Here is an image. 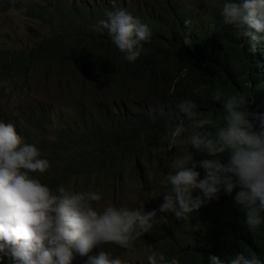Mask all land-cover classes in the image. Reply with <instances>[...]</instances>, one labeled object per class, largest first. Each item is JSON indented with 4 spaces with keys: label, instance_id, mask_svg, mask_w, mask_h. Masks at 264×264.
<instances>
[{
    "label": "clouds",
    "instance_id": "1",
    "mask_svg": "<svg viewBox=\"0 0 264 264\" xmlns=\"http://www.w3.org/2000/svg\"><path fill=\"white\" fill-rule=\"evenodd\" d=\"M38 1L28 6L27 16L31 8L45 7L48 3L90 4L97 10L104 5L114 7L106 9L105 18L94 27L106 31L111 43L129 63L137 61L144 44L152 37L149 26L129 11L152 8L160 15L161 8L172 10L164 6V0H134L131 6L124 3L119 7L95 0L89 3L87 0ZM179 1L189 5L191 18L197 17V22L203 23L205 18L201 14L206 0ZM219 15L224 25L235 29L241 41L254 42L260 48V42H264V0H223ZM39 74L42 73L19 80L4 77L0 68L2 78L16 83L38 77L41 84L52 78L60 95L70 99V90L64 88L57 75ZM25 91L31 94L30 89ZM248 97L249 92L225 98L221 102L223 122L219 126L210 119L200 118L196 104L188 99L175 112L166 115L162 139L169 144V149L167 154L160 151L158 154L164 161L172 155L178 156L166 162L169 171L161 181L166 191L157 193L163 196L159 214L173 215L166 220H157L156 210L145 212L142 207L99 206L103 197L96 189L101 183L109 182L111 196L121 190L126 180L144 183L145 179L122 177L114 188L105 172H86L72 177L67 184L65 180L60 181L61 165L52 159L55 151L64 148L61 128L65 125L59 113L58 123L50 119L47 110L37 108L20 110L13 117H7L8 112L0 113V264H138L114 257L105 247L132 250L134 244L144 241L147 242L140 248L146 258L140 264H166L165 255L157 250L153 229L160 242H169L170 234L183 235L190 214L205 203L219 200L222 193L233 197L250 231L264 228V113L248 111ZM32 115L37 117L35 123ZM209 125L214 128V134L208 132ZM182 152L186 153L181 155ZM198 153L209 158L196 161ZM158 154L152 152L141 160L145 178L146 163H151L152 157ZM60 183L65 186H59ZM159 223L166 229L160 231ZM152 231L154 239L148 241L145 235ZM207 264H264V259L246 252L228 259L210 254Z\"/></svg>",
    "mask_w": 264,
    "mask_h": 264
},
{
    "label": "trees",
    "instance_id": "2",
    "mask_svg": "<svg viewBox=\"0 0 264 264\" xmlns=\"http://www.w3.org/2000/svg\"><path fill=\"white\" fill-rule=\"evenodd\" d=\"M222 3L206 0L201 24L189 15V5L179 0H164V6L172 10L161 8L160 15L152 8L129 11L152 32L135 63L124 59L106 31L94 27L105 18L104 11L114 7L97 10L90 4L48 3L29 10L28 15L50 27L51 34L42 36L32 26L35 40L21 49L3 48L2 75L19 80L38 73L57 75L70 90L69 101L86 104L61 128L64 148L52 155L61 165L60 181L67 184L86 172H105L114 188L122 177L143 181L141 160L152 152L168 153L169 144L162 139L166 115L185 99L196 104L200 118L216 126L223 122L221 102L234 94L249 92L247 110L264 113V42L258 48L254 42L241 41L235 29L222 23ZM36 119L31 116L32 123ZM207 130L214 134L212 125ZM203 158L209 157L198 153L196 161ZM197 171L203 175L201 169ZM172 216L159 214L156 219ZM165 227L157 225L160 231ZM153 230L166 264L173 260L207 264L210 254L228 259L240 252L264 259V228L250 231L243 212L227 194L190 214L183 235L170 234L169 242H160Z\"/></svg>",
    "mask_w": 264,
    "mask_h": 264
},
{
    "label": "rangeland",
    "instance_id": "3",
    "mask_svg": "<svg viewBox=\"0 0 264 264\" xmlns=\"http://www.w3.org/2000/svg\"><path fill=\"white\" fill-rule=\"evenodd\" d=\"M61 3L69 2L70 0H57ZM88 3L91 0H87ZM134 0H95L97 3H110L115 7L122 4L131 6ZM38 0H0V52L3 48L11 47L12 49H21L22 47L35 40L30 27L34 26L38 32L43 36L51 34L50 27L45 26L42 22L36 21L27 16V8L33 3H38ZM77 3V1H76ZM80 3V2H78ZM83 4V3H81ZM86 22H89L85 18ZM56 23H59L56 21ZM30 89L31 94L25 90ZM24 104V105H21ZM86 106L84 101L77 102L76 100L69 101L66 96L60 95L57 87L53 86L52 78L39 83L38 77H32L23 83H16L15 80H7L0 75V113L8 112L7 117H13L16 113L26 111L27 109L47 110L50 119L54 123L59 122V117L62 123L66 124L71 120L75 110L83 109ZM186 152H182L185 154ZM178 157L176 155L170 156L165 161L162 160V155H154L151 163L147 162L145 167L146 178L144 183L126 180L115 194L110 196L109 182L101 183L96 189L99 190L103 199L100 202L101 207L108 204H115L117 206H128L132 209H140L145 212L156 210V215L159 214V205L162 203L163 196L161 193L166 191L161 184L164 175L168 174L169 169L166 167V162L172 158ZM163 167L160 168V167ZM141 184H143L141 186ZM91 191H96L90 189ZM157 194V195H156ZM155 195V196H153ZM144 235L137 241H141ZM145 238L149 240L154 239L153 231L146 233ZM147 241L134 244L132 250L114 249L112 247H105L107 251L111 252L114 257H121L125 260H132L135 263H143L146 258L142 244ZM145 257V258H144Z\"/></svg>",
    "mask_w": 264,
    "mask_h": 264
},
{
    "label": "bare ground",
    "instance_id": "4",
    "mask_svg": "<svg viewBox=\"0 0 264 264\" xmlns=\"http://www.w3.org/2000/svg\"><path fill=\"white\" fill-rule=\"evenodd\" d=\"M41 37V36H40ZM195 37V36H194ZM37 43V42H36ZM41 43V42H40ZM44 43V42H43ZM35 50V49H34ZM34 52V51H33ZM107 95V94H106ZM110 98V97H109ZM264 104V103H263Z\"/></svg>",
    "mask_w": 264,
    "mask_h": 264
}]
</instances>
